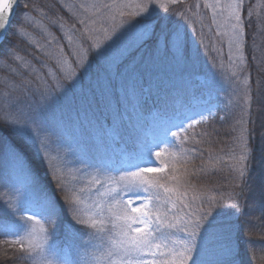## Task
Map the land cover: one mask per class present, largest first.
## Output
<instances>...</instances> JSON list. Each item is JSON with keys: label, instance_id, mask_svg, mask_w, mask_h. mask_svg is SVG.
Listing matches in <instances>:
<instances>
[{"label": "snow or ice", "instance_id": "6c2138e0", "mask_svg": "<svg viewBox=\"0 0 264 264\" xmlns=\"http://www.w3.org/2000/svg\"><path fill=\"white\" fill-rule=\"evenodd\" d=\"M181 2L136 0L126 5L134 10L121 25L128 24L132 37L113 54L112 44L121 40L117 28L103 30V38H99L91 26L95 21L79 16L73 11L75 5L64 0H53L42 8L25 4L24 14L10 32L11 14L18 0H0V155L11 153L22 158L32 176L23 194L14 189L17 195L7 197L0 207V216L15 218L11 224L0 223L4 225L0 236L12 252V256L5 252L3 259L20 264H200L198 253L213 247L218 256L215 264H240V229L229 213L243 215L258 208L255 219L264 225V173L258 183L251 181L257 154L264 162V139L259 148L254 143L258 117L264 128V19L258 17L254 26L245 0H228L223 6L217 0L205 5L214 10L223 7L227 12L223 25H217L218 34L222 30L228 38L227 62L221 50L208 46L217 53L211 64L222 82L218 83L211 72L207 81L210 92L228 96L227 103L215 106L216 110L184 115L178 124H167L163 139L155 144L156 151L147 147L123 153L118 167L82 159L79 168H68L59 150L60 138L49 123V113L57 101L78 81L83 83L85 73L92 72V50H96V67L104 73H96L97 86L115 96L117 102L121 91L127 94L134 89L133 77L140 70L159 66L152 57L137 59L130 51L133 44L139 51L151 42L157 56L170 57L174 67L187 71L194 60L181 26H170L171 20L163 22L169 14L187 21L183 11L173 10ZM57 6L70 15H60ZM78 8L87 6L80 4ZM156 9H162L166 16L161 17ZM33 12L41 19L37 20ZM249 28H253L251 35ZM192 30L195 32V27ZM224 84L232 89L230 94ZM229 106L239 111L232 114ZM230 115L236 133L233 147L227 159L209 158L211 167L228 169L231 185L227 198L192 195L186 202L197 188L190 180L196 174L188 167L189 152L194 150L184 144L201 143L207 135L196 131L201 124L212 117L226 120ZM54 143L57 149H53ZM41 164L47 166L54 188L44 185L38 170ZM209 165L202 164L200 172L206 174ZM178 206L190 210L179 216L174 212ZM253 227V218H249L245 233L250 239ZM177 232L183 234L182 239L176 237ZM73 253L74 260L66 258Z\"/></svg>", "mask_w": 264, "mask_h": 264}, {"label": "trees", "instance_id": "16d2710c", "mask_svg": "<svg viewBox=\"0 0 264 264\" xmlns=\"http://www.w3.org/2000/svg\"><path fill=\"white\" fill-rule=\"evenodd\" d=\"M188 2L186 0L181 2L179 5L173 6V10L185 11ZM52 3L53 0H20L16 18L10 32L15 29L24 14L25 4H28L30 7L32 5H36L37 8H42ZM249 8L252 10V20L253 25L255 26L258 17L264 19V0H245V9ZM56 11L60 15H70L67 13V10L60 9L58 6ZM162 13H159L161 17L164 15ZM32 15H34L37 20L41 19V16L36 12H33ZM172 18L170 16L169 20ZM78 27L80 26L78 25ZM29 31H33V29L30 28ZM248 31L251 35L253 28H249ZM57 34L60 35V33ZM249 42L251 41L249 40ZM61 43L67 45L66 40H61ZM107 43L111 42L109 41ZM116 44H112L110 49V52L113 54L118 50L116 48ZM146 45L152 44L151 42L145 44L139 51H137L136 48L132 50L136 53L137 59L141 56L145 59L146 56L143 53V50L146 49ZM151 47L152 46H149L150 49ZM95 55L96 50H92L89 53V60L91 61L93 69L92 72L85 73L83 83L78 81L75 88L65 98L57 101L48 117L50 126L56 130L60 138V145L62 147H60L59 150L61 154L65 153L66 157H70L74 161L73 165L75 168H79L81 166L78 161L82 159H89L93 161L99 160L113 165L114 160L112 153L117 144H114V138L111 132L105 128L104 122L106 120L111 122V120L114 118L116 119V117L120 119L119 117L122 113L121 111L130 105L127 103L131 95L129 92L125 94L121 91L119 101L117 102L115 96L102 92L97 86L96 73H99L101 76H103L104 73L102 68L96 67V60L93 59ZM0 74L2 75L3 73L0 72ZM172 75L173 74L169 72H166L164 75L157 67L147 69L146 71L142 69L135 77H133L134 88L146 87L150 92L154 89L152 92L153 97L149 100L152 101L150 103L156 101V104L164 110H171V107L180 104V101H174L172 97L174 91L172 88L173 85L170 82V77ZM253 75H255L254 69ZM161 86L163 88H159ZM156 88L158 89L156 90ZM230 89L231 88H227V93L229 94L232 92V89ZM229 108L232 114L239 111V109L233 108L232 106H229ZM222 114L223 113H221V115ZM94 120H97V122H93ZM118 121L122 123V125L116 127L117 135L121 138L120 140L123 142L134 141L137 147L141 146L143 142L140 138L144 133L146 124L142 125V121L139 120V115H130L127 122H123L124 120ZM233 123L234 120L232 115H230L226 120H220L219 117H214L211 124L209 123L208 126L202 125L196 129L197 132L207 133V135L203 137L201 143L184 144L186 149L194 150V152H189L191 163L188 167L196 174L190 177V180L197 188L196 192L189 193L188 197H186V202L191 201L192 195H196L202 199L221 196L227 198L231 185L228 169L224 167L222 170H218V168L221 167L219 165L216 168L211 167L209 165V158L211 156L213 158L227 159L226 154L229 149L233 147L232 138L236 135V133L232 131ZM255 127L257 137L254 143L257 148H259L262 139H264V137L261 136V133L264 132V128L261 127V120L259 117L257 118ZM197 139L201 140V137L198 136ZM52 147L53 149H57L58 145L54 143ZM65 148L69 149V152L65 151ZM175 150L176 149H172V151ZM8 155L12 156L16 162H20L32 179L27 163L22 158L14 157L11 153ZM53 155H55V151H53ZM202 164L209 165L206 174L200 172ZM38 170L44 185H46L49 189L54 188L55 185L51 176L48 175L47 166L41 164ZM262 173H264V162H261L260 157L257 154L256 159L252 162L251 181L254 184L258 183L261 179ZM112 174L115 175L114 172ZM3 189L0 188V194L4 191ZM6 200V196L0 199V207L4 206ZM196 203H199V199ZM189 210L190 209L187 208L181 210L178 206L174 212L176 215L183 216L184 213ZM225 211L228 210L225 209ZM258 216V208L246 210L243 215L232 216L229 213V218L234 223H237L240 229L238 239L240 264H264V225H262L259 220L255 219V217ZM249 218H253L254 225L252 229L254 235L251 239L245 233V226ZM14 219V217L10 216H0V223L11 224ZM3 226L4 225H0V227ZM178 236L179 234L177 237ZM3 238L4 237L0 236V239ZM179 238H183L182 233H180ZM8 249V244L6 247L0 249V264H20L18 260L3 259V254L5 252H7L9 256H12V252ZM217 259L218 256L213 247L202 250L197 255V260L200 264H215ZM25 264H27V262H25Z\"/></svg>", "mask_w": 264, "mask_h": 264}, {"label": "rangeland", "instance_id": "374dc122", "mask_svg": "<svg viewBox=\"0 0 264 264\" xmlns=\"http://www.w3.org/2000/svg\"><path fill=\"white\" fill-rule=\"evenodd\" d=\"M186 1V0H182ZM190 1V2H188ZM66 4L75 5L73 11L81 17L89 16L95 21L91 26L96 30V35L99 38H103L105 29L111 30L113 27L117 28V35L121 36V40L117 42L116 48L118 49L122 44H126L132 37L133 30L128 28V24L121 25L122 20H127V13L134 9L125 7L136 2V0H64ZM186 10L183 11L185 16L188 17L187 21L179 20L178 17L171 16L170 14L162 13V9H156L158 13L164 14V23H168L171 16V25L175 27L177 23L181 26V32L185 35L189 52L194 60V64L190 65L187 71L174 67L170 57H165L163 54L157 56L153 51L152 45H146V49L143 50L145 54V60L152 57L159 64L157 67L165 75L166 72L172 73L170 77L171 84L173 85V100L180 101V104L171 107V110H164L162 107L156 104V101L150 103V98L153 97L152 92L146 87L134 88L128 92L131 94L128 99V105L120 114V119H112L111 122L105 121L104 126L107 128L113 138L114 144H117L113 150V165L120 166V155L133 151H144L147 147H152L153 151H156L155 144L163 139L165 128L167 124H178L184 115H191L194 111H201L204 109L212 108L216 110L217 105L220 107L227 103L228 96L218 97L215 92H210L207 81L209 80V73H213L216 76L218 83L222 82V78L216 69L212 68L211 58L216 57V52L208 50V46L212 45L216 49L222 51L223 58L227 62L229 54V45L227 36L223 35L221 30L218 34L217 25H223L227 12L223 7L216 8L205 7L206 4H215L217 0H187ZM219 3L223 6L228 3V0H219ZM84 4L86 9H79L78 5ZM199 4L200 7H195ZM92 5H96L95 8ZM107 6V7H104ZM191 8V11L188 9ZM120 12H124L125 15L121 16ZM223 13V15H221ZM215 15L216 23H213V17ZM195 27V32H193ZM203 39V43L201 40ZM118 46V47H117ZM149 46H152L151 49ZM136 48L133 44L130 51ZM219 62V60L217 61ZM1 75V74H0ZM169 79V80H170ZM227 90L228 85L224 84ZM159 88H163L162 86ZM158 88H156L157 90ZM231 90V89H230ZM122 93H124L122 91ZM134 104V105H133ZM133 105V106H131ZM173 110V111H172ZM130 115H139V120L142 121V125L146 124L144 133L141 136L142 145L136 146L134 141L123 142L120 140L116 132V127L122 125L118 120H124L127 122ZM214 117L204 122L202 125L208 126ZM93 122H97L94 120ZM120 123V124H119ZM175 131V128H172ZM164 145H161L163 148ZM112 150V149H109ZM172 151V149H170ZM56 154V152H55ZM64 159V163L68 168H75L73 160L70 157H66L65 153L61 154ZM153 159H155L153 157ZM115 173V172H114ZM32 179L26 172L24 166L20 162H16L10 155L0 156V188H4L0 194V199L6 197H15L19 190L21 194L27 190L31 184ZM6 194V195H5ZM179 236L177 237V235ZM176 237H180V233H176ZM5 238L0 239V249L7 246L4 242ZM69 260L75 259V254H71L66 257Z\"/></svg>", "mask_w": 264, "mask_h": 264}, {"label": "water", "instance_id": "95a60500", "mask_svg": "<svg viewBox=\"0 0 264 264\" xmlns=\"http://www.w3.org/2000/svg\"><path fill=\"white\" fill-rule=\"evenodd\" d=\"M19 5H20V0H18V3L15 4L14 9H13L12 14H11L10 30H11V28L13 26L14 21H15Z\"/></svg>", "mask_w": 264, "mask_h": 264}]
</instances>
